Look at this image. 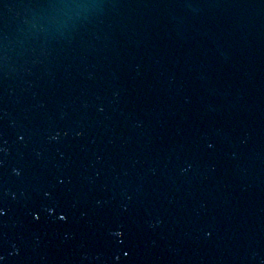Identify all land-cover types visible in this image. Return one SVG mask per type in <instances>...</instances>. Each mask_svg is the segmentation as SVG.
Returning <instances> with one entry per match:
<instances>
[{
  "label": "water",
  "instance_id": "obj_1",
  "mask_svg": "<svg viewBox=\"0 0 264 264\" xmlns=\"http://www.w3.org/2000/svg\"><path fill=\"white\" fill-rule=\"evenodd\" d=\"M0 264H264V0H0Z\"/></svg>",
  "mask_w": 264,
  "mask_h": 264
},
{
  "label": "snow or ice",
  "instance_id": "obj_2",
  "mask_svg": "<svg viewBox=\"0 0 264 264\" xmlns=\"http://www.w3.org/2000/svg\"><path fill=\"white\" fill-rule=\"evenodd\" d=\"M59 218H60L61 220H64V219H65V217H64V216H60Z\"/></svg>",
  "mask_w": 264,
  "mask_h": 264
}]
</instances>
